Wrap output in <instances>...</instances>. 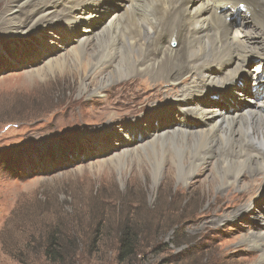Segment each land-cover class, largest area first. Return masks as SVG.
<instances>
[{"label": "rangeland", "instance_id": "obj_1", "mask_svg": "<svg viewBox=\"0 0 264 264\" xmlns=\"http://www.w3.org/2000/svg\"><path fill=\"white\" fill-rule=\"evenodd\" d=\"M119 1L112 7L119 9ZM5 4L0 0V12ZM46 22L19 32L0 26V160L13 157L25 166L14 176L0 164V264H264V169L246 167L236 177L222 168L215 148L197 158L204 168L185 178L176 168L167 170L166 146L111 159L163 131H185L152 114L166 101L174 108L180 87L165 90L158 82L157 88L156 81H169L147 74L119 80L115 72L101 94H91L101 76L87 79L88 55L75 60L71 53L65 64L46 65L73 45ZM120 22L116 28L130 35L127 20ZM251 25L245 21L239 35ZM261 53V59L245 63L246 75L264 65ZM180 111L181 117L187 114L183 105ZM132 123L139 124V144L114 149L124 135L132 138ZM244 148L250 155L258 152ZM217 173L235 183L209 185ZM123 223L138 229L139 248L122 263L116 253ZM49 232H56L64 251L57 262L44 255Z\"/></svg>", "mask_w": 264, "mask_h": 264}, {"label": "bare ground", "instance_id": "obj_2", "mask_svg": "<svg viewBox=\"0 0 264 264\" xmlns=\"http://www.w3.org/2000/svg\"><path fill=\"white\" fill-rule=\"evenodd\" d=\"M114 1L6 0L0 12V26L10 32L27 31L47 20L46 24L65 32L71 39L68 43L73 41V45L67 52L49 58L46 65L65 64L71 53L76 55L75 60L88 55L91 68L87 79L101 76L91 94H101L115 72L120 73L119 80L147 74L153 80L171 82L158 80L154 83L157 88H162L158 82L166 84L165 90L177 91L180 87L179 96L173 99L174 108L172 101H166L168 104L152 114L162 116L169 127L175 123V128L185 131H163L148 142L113 154L111 159L148 146H166L170 164L167 170L176 168L179 177L185 178L200 172L204 165L197 158L215 148L222 168L236 177L246 167L264 169V65L257 66L251 75L245 74L244 66L262 58L264 0H120L119 9L112 7ZM23 13L25 20L21 19ZM122 20L129 23L130 35L116 28ZM245 21L252 24L251 29L239 35ZM99 22L100 27L94 28ZM233 27L236 29L232 30ZM73 30L76 34L85 32L73 38ZM80 85L88 89L83 79ZM182 105L187 111L183 117ZM132 124L127 126L132 138L124 135L114 149L141 140L134 135L139 124ZM165 125L162 123V128ZM154 127L159 130L158 123ZM146 128L152 135L150 126ZM194 143L197 147L192 150L190 145ZM248 145L258 148L256 156L245 152L244 146ZM226 148L227 152L222 153ZM187 149L189 153H185ZM228 153L236 154L237 158L231 155L236 160H231ZM161 170L160 167L158 172ZM228 176L217 173L219 180L213 178L208 183L234 184Z\"/></svg>", "mask_w": 264, "mask_h": 264}, {"label": "trees", "instance_id": "obj_3", "mask_svg": "<svg viewBox=\"0 0 264 264\" xmlns=\"http://www.w3.org/2000/svg\"><path fill=\"white\" fill-rule=\"evenodd\" d=\"M0 164L4 169H6V171L8 170L11 172L10 174L14 176H18L17 174H20V171L25 172V166L23 162H20L18 159L13 157L1 159ZM130 226L127 223H123L117 232L118 243L116 257L122 263L131 257H135L139 248V243L137 241L138 229L135 227V225L130 224ZM57 246L58 238L56 232H49L46 236L45 242L44 255L46 259L52 262H57L60 260L58 258L62 256L61 253L64 251L60 252Z\"/></svg>", "mask_w": 264, "mask_h": 264}]
</instances>
